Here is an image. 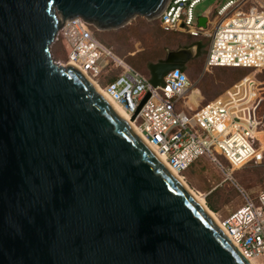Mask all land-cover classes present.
<instances>
[{
  "label": "water",
  "instance_id": "1",
  "mask_svg": "<svg viewBox=\"0 0 264 264\" xmlns=\"http://www.w3.org/2000/svg\"><path fill=\"white\" fill-rule=\"evenodd\" d=\"M168 2L0 0V264H250L86 76L52 55L69 19L116 30ZM196 53L169 50L151 83Z\"/></svg>",
  "mask_w": 264,
  "mask_h": 264
},
{
  "label": "built area",
  "instance_id": "2",
  "mask_svg": "<svg viewBox=\"0 0 264 264\" xmlns=\"http://www.w3.org/2000/svg\"><path fill=\"white\" fill-rule=\"evenodd\" d=\"M206 0H169L157 18L169 32L193 37H209L205 68L230 67L264 70V3L261 0H226L214 9L196 15L197 5ZM205 17L213 32L198 25ZM68 52L64 65H72L95 80L107 94L127 111L150 146L165 161L183 173L194 161L205 156L229 180L246 200L229 217L221 219V228L248 259L264 255V189L258 190L259 209L250 191L233 176L234 170L264 159V133L259 113L264 94L254 74L243 76L222 94L188 115L177 109L179 101L191 91L189 78L176 67L153 85L147 76L101 42L92 26L80 17L66 21L57 39ZM122 73L105 86L98 77L109 65ZM205 69V70H206ZM149 94L133 119L138 107ZM220 157L226 158L227 166Z\"/></svg>",
  "mask_w": 264,
  "mask_h": 264
},
{
  "label": "rangeland",
  "instance_id": "3",
  "mask_svg": "<svg viewBox=\"0 0 264 264\" xmlns=\"http://www.w3.org/2000/svg\"><path fill=\"white\" fill-rule=\"evenodd\" d=\"M226 0H206L195 9L196 15L204 13L206 10L215 8L218 4L225 2ZM264 3V0H261ZM128 25L136 27V32H122L117 30L99 31L95 32L96 37L103 42L105 45L111 47L115 53L125 59V56L136 54V59L141 54L156 55L159 59L163 55L164 48L167 50H177L188 44L186 37H176V39H166V34L161 33L158 19L148 21L143 17H137L133 19ZM210 33L213 32V27L207 25L206 27ZM151 36H157L158 40L151 43L147 38ZM203 43L206 45V50L210 44L209 37L201 38ZM194 46V45H192ZM191 47V46H189ZM197 50L196 56L188 61L186 65V71H184L190 81L192 88H199L200 93L195 97L191 98L189 95L182 98L177 104V109L186 112L188 115L193 114L197 109L202 107L205 102L213 100L216 96L222 94L227 88L232 86L235 82L241 79L243 76L254 74L261 92L264 94V70L254 71L252 68H230V67H215L205 68V59L207 52ZM52 55L56 62L64 63L68 59V52L63 44L62 40H56L51 46ZM167 51V53H168ZM208 51V50H207ZM155 53V54H154ZM167 56V55H166ZM154 59V60H157ZM125 61H127L125 59ZM129 64V62H128ZM132 65V64H130ZM134 66V65H132ZM135 67V66H134ZM141 73L147 74L145 67L137 68ZM206 69V70H205ZM120 68L112 66L111 64L104 69L100 76L97 78L98 81L105 86L111 78L121 74ZM262 119V129H264V106L260 113ZM263 137L264 133H260ZM221 158V157H220ZM222 162L227 166V162L222 159ZM234 178L239 184L244 187L247 191L252 192L251 198L255 202L259 209H262L258 202V190L264 189V163L254 164L248 163L234 170ZM185 180L196 191L199 195L205 198L207 195L215 190L219 189V199L216 198L217 203V214L220 219L229 217L237 208L246 204V200L242 197L237 188L229 181H224L225 175L217 169L205 156L199 158V162L195 164L193 169L186 172ZM207 204V203H206ZM256 264H264V255L255 258Z\"/></svg>",
  "mask_w": 264,
  "mask_h": 264
},
{
  "label": "trees",
  "instance_id": "4",
  "mask_svg": "<svg viewBox=\"0 0 264 264\" xmlns=\"http://www.w3.org/2000/svg\"><path fill=\"white\" fill-rule=\"evenodd\" d=\"M159 23V21H158ZM160 25V24H159ZM132 26V25H131ZM130 25H126L122 28L119 29V31H122V32H126V33H130V32H136L137 31V28L136 27H131ZM161 28V27H160ZM94 33L97 31L94 27H92ZM118 30V29H117ZM162 31H160L161 33H165L167 36H166V39H176V37H186L187 39V42H189L188 44L184 45V46H192V45H196L197 46V49H198V52L199 51H205L206 50V45L203 43V41L201 40V38L203 37H193V36H190L188 34H185V33H179V32H169V31H165L161 28ZM149 37L147 38V40H149L151 43L153 42H156L158 40V35L156 36H151V34H147ZM208 50V49H207ZM206 50V52H207ZM167 48H164L163 50V55L161 58L157 59L156 58V55L155 56H152L151 54H148L145 52V54H141L140 57L138 59H136V54H131V55H128V56H125V59L127 60V62H129V64H132L134 65L135 67L137 68H141V67H145V69L148 71L147 74L148 76H150V65L151 64H154V63H159L161 61H163L165 58H166V55H167ZM155 54V53H154ZM154 59H157V60H154ZM131 65V66H132ZM187 65V64H186ZM186 65L182 67L183 71H186ZM132 66V67H134ZM134 67V68H135ZM136 69V68H135ZM219 96V95H218ZM217 97V96H216ZM209 102V101H208ZM208 102H205L204 104L208 103ZM264 106V101L262 102L261 104V107H260V110H259V113L262 112V107ZM263 122V121H262ZM262 128V126H261ZM222 159H224L226 161V158L224 157H221ZM199 162V159H197L196 161H194L182 174L185 175L186 172L190 171L191 169H193V167L195 166V164ZM227 162V161H226ZM250 163H253V162H250ZM261 163H264V159ZM259 163V164H261ZM255 164V163H254ZM219 189L216 188L215 190H213L212 192H210L207 197H206V203H207V206L214 212L217 213V203H216V198L219 199Z\"/></svg>",
  "mask_w": 264,
  "mask_h": 264
},
{
  "label": "bare ground",
  "instance_id": "5",
  "mask_svg": "<svg viewBox=\"0 0 264 264\" xmlns=\"http://www.w3.org/2000/svg\"><path fill=\"white\" fill-rule=\"evenodd\" d=\"M209 69V67L207 68ZM86 78L90 81V83L94 86L96 91L116 110V112L126 121V123L139 135L141 139H143L142 135L140 134L139 130L135 126L131 115L125 111V109L114 99H112L105 89L100 86L95 80L89 78L86 76ZM200 93L199 88H192L190 97L193 99ZM264 138V136H263ZM145 141V140H144ZM146 142V141H145ZM146 144L152 149V151L157 155V157L166 165V167L174 174V176L182 183V185L191 193V195L200 203L201 206L209 213V215L214 219L216 223H218L221 226V219L219 215L212 211L206 204V200L204 197L199 195L196 191H194L191 186L188 184V182L185 180V177L182 173H179L175 168L170 166L164 159V157L158 153L152 146H150L147 142ZM222 227V226H221ZM250 264H253V260H248Z\"/></svg>",
  "mask_w": 264,
  "mask_h": 264
},
{
  "label": "flooded vegetation",
  "instance_id": "6",
  "mask_svg": "<svg viewBox=\"0 0 264 264\" xmlns=\"http://www.w3.org/2000/svg\"><path fill=\"white\" fill-rule=\"evenodd\" d=\"M197 50H198V49H197ZM187 63H188V61H187V62H185V63H183V66H185Z\"/></svg>",
  "mask_w": 264,
  "mask_h": 264
}]
</instances>
